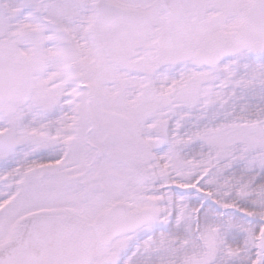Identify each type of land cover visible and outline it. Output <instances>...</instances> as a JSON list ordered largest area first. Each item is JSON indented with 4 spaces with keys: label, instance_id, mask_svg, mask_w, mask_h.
I'll use <instances>...</instances> for the list:
<instances>
[{
    "label": "snow or ice",
    "instance_id": "obj_1",
    "mask_svg": "<svg viewBox=\"0 0 264 264\" xmlns=\"http://www.w3.org/2000/svg\"><path fill=\"white\" fill-rule=\"evenodd\" d=\"M0 264H264V0H0Z\"/></svg>",
    "mask_w": 264,
    "mask_h": 264
}]
</instances>
